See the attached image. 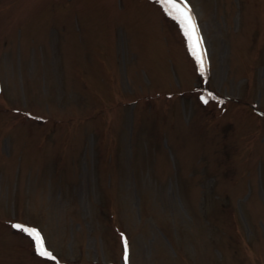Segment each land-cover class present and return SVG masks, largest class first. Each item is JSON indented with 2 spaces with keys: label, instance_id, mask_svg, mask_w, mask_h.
<instances>
[{
  "label": "rangeland",
  "instance_id": "374dc122",
  "mask_svg": "<svg viewBox=\"0 0 264 264\" xmlns=\"http://www.w3.org/2000/svg\"><path fill=\"white\" fill-rule=\"evenodd\" d=\"M186 2L208 85L160 0H0V264H264V115L200 96L264 112V0Z\"/></svg>",
  "mask_w": 264,
  "mask_h": 264
},
{
  "label": "snow or ice",
  "instance_id": "6c2138e0",
  "mask_svg": "<svg viewBox=\"0 0 264 264\" xmlns=\"http://www.w3.org/2000/svg\"><path fill=\"white\" fill-rule=\"evenodd\" d=\"M160 2L165 6L167 13L180 24L185 37L190 42L193 54L196 56L203 74L205 65L202 58L203 49L201 47V38L199 37L197 25L186 0H160ZM14 227L19 231L25 232L33 239L34 244L37 246L38 255L52 259V257L44 250L39 233L20 225H14ZM125 252L127 253V242H125ZM125 259H127V255L125 256Z\"/></svg>",
  "mask_w": 264,
  "mask_h": 264
}]
</instances>
